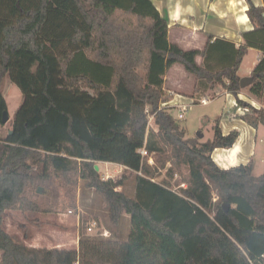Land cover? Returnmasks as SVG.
<instances>
[{
  "label": "trees",
  "instance_id": "trees-1",
  "mask_svg": "<svg viewBox=\"0 0 264 264\" xmlns=\"http://www.w3.org/2000/svg\"><path fill=\"white\" fill-rule=\"evenodd\" d=\"M262 1L246 0L253 28L238 46L208 35L203 49L184 50L168 41V23L151 0H0L2 125L6 79L21 93L0 136V264H264V173L254 175L251 160L221 169L211 157L238 132L223 134L216 121L212 138L200 142L186 136L171 108L159 109L172 98L164 77L179 63L195 78L191 97L221 87L245 109L240 118L264 124V108L238 97L237 72L249 47L262 52L248 90L264 107ZM213 49L229 60L216 69L196 61ZM148 106L157 130L147 127ZM142 147L170 159L168 179L152 180ZM97 162L125 169L103 179ZM183 168L186 187L177 192L169 186ZM71 173L96 192L113 224L129 216L125 239L81 235L77 248H45L5 230L7 210H38L29 185ZM128 178L133 196L122 189Z\"/></svg>",
  "mask_w": 264,
  "mask_h": 264
},
{
  "label": "crops",
  "instance_id": "crops-1",
  "mask_svg": "<svg viewBox=\"0 0 264 264\" xmlns=\"http://www.w3.org/2000/svg\"><path fill=\"white\" fill-rule=\"evenodd\" d=\"M151 1L160 15L168 23V41L176 43L184 50L203 49L207 43L208 35L212 36L211 42L215 39H222L238 46L243 41L241 33L253 28L246 15V0ZM252 1L256 5H263L262 0ZM261 55L262 52L259 49L249 47L238 68V75L240 77L249 76ZM246 57H250L251 59L250 63L245 66L244 61ZM203 59L207 66L214 69L229 60L227 56H224V54L217 49H213L209 54H206L205 58L202 56L196 57L198 63H202ZM194 86L195 78L179 63L173 64L164 77L163 89L172 95V98L168 101L171 109L177 108L179 111L180 107L186 106L188 110L191 106L196 105L199 99L204 97L209 100L206 105L216 102L214 110H219V113L216 115L217 118L215 122L217 121L222 133L228 134L232 130L238 132V136L231 147H217L212 151L211 157L214 163L221 169H228L239 164H245L251 160L253 163V173L256 168L261 167L263 168L262 173H264V124H259L258 127L254 128L240 118V115L245 109L237 107L235 96L221 87L217 86L213 89H206L204 91L205 95L198 98V101H196L195 97H191ZM248 86L241 89L238 93V97L250 103L255 108H264L259 97L252 94L248 90ZM8 115L10 119L9 112ZM5 125L6 123L3 127H5ZM3 129L5 128L0 129V134L4 131ZM8 129L9 126L6 130ZM151 129L155 130L154 125L151 126ZM196 138H198L200 142H204L201 138ZM103 163L105 164L106 171H108L107 168L109 167L121 172L124 170V166L121 164L111 162ZM5 214L3 217L4 228ZM5 230L8 231L7 228H5ZM10 234L12 235V233Z\"/></svg>",
  "mask_w": 264,
  "mask_h": 264
},
{
  "label": "rangeland",
  "instance_id": "rangeland-1",
  "mask_svg": "<svg viewBox=\"0 0 264 264\" xmlns=\"http://www.w3.org/2000/svg\"><path fill=\"white\" fill-rule=\"evenodd\" d=\"M250 59V57H246L245 66L250 63ZM140 72L143 73L142 70ZM4 83L3 95L6 98L10 119L6 122L5 127L0 123V129L5 128L0 134L2 137L5 135L6 128L11 124L14 111L21 101L19 89L8 79ZM195 100L198 101V99ZM163 103H167L170 110L168 101ZM160 105L163 106L162 103ZM215 105L216 102L209 105L196 103L185 112V118L180 119L179 123L185 126L187 137H199L197 136L199 132L202 135L199 137L202 141L212 138V126L219 113V110H214ZM171 113L176 117L177 108H172ZM152 125L157 130L154 120L150 122L148 129H151ZM196 139L198 140V138ZM167 158L165 159L159 153L153 154L155 163L150 166L155 170L153 178L156 182L168 179L167 169L170 167V159L167 160ZM97 165L103 179H107V176L119 179L122 176V172L117 169L109 167L106 171L103 162H97ZM262 169V167L256 168L253 174L259 175L262 173ZM186 174L185 168L181 170L180 175L175 173L169 187L181 192L180 188L186 187L183 182ZM122 189L129 196H133L135 193L133 180L128 178ZM26 194L37 201L38 210L25 212L18 209L7 210L4 225L14 237L28 246L71 249L78 247L81 235L108 236L115 239H125L128 235L129 216L124 214L119 224H113L107 207L102 204L94 190L84 186V181L79 178L77 173H71L67 180L60 176H52L42 184L29 185ZM94 220L97 226L92 231H88L87 226Z\"/></svg>",
  "mask_w": 264,
  "mask_h": 264
},
{
  "label": "built area",
  "instance_id": "built-area-1",
  "mask_svg": "<svg viewBox=\"0 0 264 264\" xmlns=\"http://www.w3.org/2000/svg\"><path fill=\"white\" fill-rule=\"evenodd\" d=\"M209 102V100H207L206 98H204V97H202L201 99H199V101H198V103L199 104H207ZM163 104V106L161 107V105L160 104ZM160 104H159V109L160 108H169L168 106H167V103H163V102H161ZM187 111V108H186V106H182V107H180V109H179V111H178V113H177V119H183L184 118V114H185V112ZM146 113H147V127H149V124H150V122L152 121V120H154V112H151V109H150V107L148 106L147 108H146ZM139 153H140V155H141V157H143V158H146V161H147V163L149 164V165H153L154 163H155V161H154V159H153V154H155L154 152H148L144 147H142V148H140L139 149ZM124 169H125V166H124ZM139 174H140V172H138ZM107 178H108V176H107ZM152 180H154V178H152ZM155 181V180H154ZM97 226V224H96V221L94 220V221H91L90 223H89V225L87 226V230L88 231H92L93 230V228L94 227H96Z\"/></svg>",
  "mask_w": 264,
  "mask_h": 264
},
{
  "label": "water",
  "instance_id": "water-1",
  "mask_svg": "<svg viewBox=\"0 0 264 264\" xmlns=\"http://www.w3.org/2000/svg\"><path fill=\"white\" fill-rule=\"evenodd\" d=\"M252 78L250 76H243L240 78V86L241 88H244L246 86H248L251 82ZM9 120V115H8V112L7 110L3 111L2 113V118H1V122L3 124H5L7 121ZM12 133V130H9L8 131V134H11ZM197 136L201 137L202 135L198 132L197 133ZM94 169L95 170H98V165L97 163L94 164ZM225 206V210H227V205H224Z\"/></svg>",
  "mask_w": 264,
  "mask_h": 264
}]
</instances>
